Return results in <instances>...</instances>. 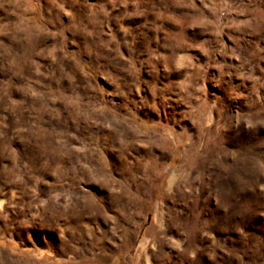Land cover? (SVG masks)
I'll return each instance as SVG.
<instances>
[{
	"label": "rangeland",
	"instance_id": "374dc122",
	"mask_svg": "<svg viewBox=\"0 0 264 264\" xmlns=\"http://www.w3.org/2000/svg\"><path fill=\"white\" fill-rule=\"evenodd\" d=\"M0 264H264V0H0Z\"/></svg>",
	"mask_w": 264,
	"mask_h": 264
}]
</instances>
